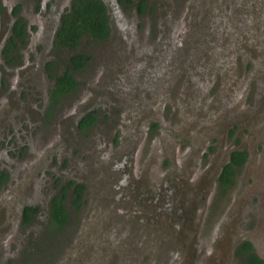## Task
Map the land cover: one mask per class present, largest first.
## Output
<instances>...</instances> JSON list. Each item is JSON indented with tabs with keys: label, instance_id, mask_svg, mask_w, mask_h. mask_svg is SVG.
I'll return each instance as SVG.
<instances>
[{
	"label": "flooded vegetation",
	"instance_id": "flooded-vegetation-1",
	"mask_svg": "<svg viewBox=\"0 0 264 264\" xmlns=\"http://www.w3.org/2000/svg\"><path fill=\"white\" fill-rule=\"evenodd\" d=\"M25 1L31 2L34 15H24L25 2L18 8L5 0L0 2V55L16 62V70L25 71L24 79H32L58 64L63 66L48 92L45 118H57L61 102L80 85L76 74L85 72L93 63L91 53L79 51L90 57L83 69L74 72L77 87L60 97L53 95L57 75L67 69L73 51L84 37L107 45L103 70H110L113 75L121 69L138 72L145 67L143 60H130L132 55L142 58L144 55L143 50L135 48L130 36V29L136 31L137 21L119 18L113 26L115 12L110 10L108 0L103 1L109 16V34L101 40L81 37L75 49L59 43L57 37L63 14L71 10L74 0ZM109 1L116 4L115 8L135 7L136 13L144 12L150 17L146 26L143 21L146 34L135 38L143 45L150 41L153 48H168L169 42L176 38L179 41L180 36L181 48L173 58L162 61L166 57L163 54L149 65L151 69H156L161 62L164 67L168 63L173 66V70L154 79L158 85L167 80L168 91L164 96L153 94L144 98L148 99L145 108L130 111L129 95L136 93L133 90L138 86L148 84L142 79L131 78L132 84L116 86L118 76V80L109 83L108 90L120 88L125 94L107 98L109 107L104 110L108 115L105 111L100 114L93 110L86 102L70 109L77 132L91 130L101 117L113 124L103 130L101 139L86 157L71 159L63 149L55 150L48 155V164L40 167L38 159L46 151H33L29 167L14 183L10 182L9 175L0 172V189L3 191L6 187L3 198L0 197V210L7 208L5 217L0 218L2 228L9 223V213L14 207L20 208L22 215L18 214V218L28 223L45 213L43 227L48 239L54 235L55 241L59 233L70 228L71 235L61 240L65 244L63 253L57 258L51 252L47 264H245L243 247L247 241L264 260V247L259 244L258 237L250 235L259 222L258 203L254 199L258 197L253 195L256 190L249 191V187L239 181L241 172L242 176L252 175L254 166L259 162L264 164V0H188L186 16L175 0ZM152 4L156 8L154 15L150 14ZM174 8L182 11L181 15L175 16ZM241 23L245 27L252 25L248 31L255 36L249 56L251 64L247 69L241 57L235 54L231 61L222 58L233 40L228 38L230 29L244 30ZM126 27H129L127 39L122 40L123 46H116V31ZM138 27H143L142 23ZM246 31L245 28L243 34ZM151 33L154 40L148 39ZM163 33L167 34L165 38ZM214 35L221 36L212 38ZM204 41L206 44L201 45ZM117 47L124 49L122 55L117 54ZM188 50L189 56H185ZM61 56L65 57L63 61ZM121 77L127 80L126 76ZM109 81L111 78H93L90 80L91 93L107 90ZM241 83L249 106L239 102L236 108L235 87ZM229 91L230 99L234 97L233 107L229 109L221 104V109L217 108ZM123 97L125 100L117 99ZM92 99L97 102L103 96L97 93ZM153 99L161 101L160 109L165 107L164 117L132 130L129 126L157 111V104L150 105ZM208 111L212 113L208 119L199 113ZM87 114L93 121L83 126L81 120ZM132 114L135 119L131 118ZM67 122H60V129ZM114 122L119 125V132ZM112 144L115 145L113 149ZM103 148L107 151L103 152ZM228 166L234 174L232 181L225 182ZM48 172L52 186H45ZM35 175L39 181L31 185ZM51 188L59 191L48 200L43 198L44 204L38 207L27 204L30 200L26 194L40 197ZM232 190L235 193L228 205ZM55 197L64 204L68 217L58 227L52 223ZM248 198L251 202H247L243 211L241 203ZM211 223L210 234L203 237ZM2 244L0 240V246ZM24 261L20 259L18 263L25 264Z\"/></svg>",
	"mask_w": 264,
	"mask_h": 264
},
{
	"label": "rangeland",
	"instance_id": "rangeland-1",
	"mask_svg": "<svg viewBox=\"0 0 264 264\" xmlns=\"http://www.w3.org/2000/svg\"><path fill=\"white\" fill-rule=\"evenodd\" d=\"M2 1L3 0H0V2ZM5 1L7 4H14V6L17 8L19 6H23L25 2L26 5L24 6V15H34L35 13V11L32 10L30 7L31 2L29 3L25 0ZM175 1L178 5L180 3V8H183L184 15L186 16L188 13V0ZM108 3L110 4V10L112 12H115L113 26H115L116 22L120 19L124 20L133 18V21H137L136 31L131 32L130 29V36L132 37L133 42L136 44L135 48L137 50H143L144 55L143 58L134 57L132 55L130 57V60H143L144 64L146 63V65L142 70L140 69L138 72L135 70L121 69L116 72V75H113L110 70H103L102 62L108 52L107 45L92 42L87 37H84L81 40L79 46L73 52L87 51L91 53L93 56V63L85 72H78L76 74L77 77H79L80 85L74 92H70L68 96H66L61 102V104L59 105L61 111H59V113L56 115L57 118L55 119H47L44 117L46 113L45 104H47V95L49 90L51 89V86L54 83L55 75L56 73L62 71L63 66L58 64L52 70L46 69L42 72H39L32 79H24L22 75L25 73V71L16 70V62H10L6 56L0 55V172H4L6 173V175H9L10 182L13 181L14 183L16 179L20 178L21 173H24L23 171H25L29 167L28 163L29 159L32 157L33 151H46L43 157H39L38 159V162L41 164L40 167H44L48 164L50 158V156L48 155H51L53 152H55V150L59 151L60 149H63L64 153L66 152V154L71 159H77L81 156H88L90 154L91 149L101 139L103 130L109 128V126H112L113 123L109 124L108 121H106L107 118L101 117L99 123L95 124L93 128H91V130L87 131L86 133L77 132L74 130V120L72 118V115L69 113V110L76 108L75 106H78L82 102H86L90 105L93 110L99 111L100 114L101 111H105L108 115V112L104 110L109 107L107 105V98L110 95L118 94L121 97L125 94L124 89L122 90L120 88L108 90L109 83H111L113 80H118V76L119 81L117 82L116 86H128L129 84H132L130 82L131 78L142 79L146 84H148L145 87L138 86L137 90H133L136 91V93L129 95V97H131V105L129 108L130 111H135L137 109H140L141 107L145 108L144 105H147L145 103H148V99L144 100V98L151 97L153 94H155L157 97L164 96L167 93L169 88L167 80L160 83L161 85H158L154 79L160 74H164L170 70H173V66L168 63L164 67L161 62V64L156 69H151L149 65H151V63L153 64L154 61H158L160 59V56H162L163 54L166 57L162 58V61H167V59L173 58L174 54L178 52L181 48L180 45L182 43L179 42L180 36L179 41L178 38H176V40H171V42H169L170 48H165V46H163L162 48H153L152 42L150 41H145V44L143 45L140 43L142 41L135 40V38L137 36L141 38L142 35L146 34L144 23L146 26L147 22L150 20V17L147 18L144 12L140 14L136 13L135 7L127 6L115 8L116 4L110 2L109 0ZM151 7L152 10L150 14L154 15L156 8L153 4L151 5ZM173 10L174 14H176L175 16L181 15L182 11L176 8H174ZM181 17H183V15ZM139 23H142L143 27L139 28ZM242 25L244 26V30L246 28V33L243 34L244 30H241L240 28H236L235 30L230 29L228 38L233 39L232 43L228 45V51L226 54L222 52L220 53L224 54L222 58L225 57L229 61L232 60L231 56L234 54L237 58L241 57L242 61L246 64L244 68L247 69V66L249 67V65L251 64L249 56H251V48H253V45H251V43H253V39L255 38V36L250 35L248 31L249 29L253 28L252 25L251 27L250 25L245 27L246 25L244 23ZM181 27L183 26H180V28ZM128 30L129 27H126L123 30L120 29L119 31H116L114 38V43L116 46H123L122 40L127 39L128 36L126 35ZM163 35L164 38L167 36V34L164 33ZM216 36L221 35H214L211 37L215 38ZM154 38L155 36H153L152 33L148 34L149 40H154ZM161 41L163 40L161 39ZM205 44L206 43L204 41V43H202L201 45ZM116 51L118 55H122V53H124V49L121 47H117ZM188 52L190 53V50H188L187 53H185L184 55L189 56ZM124 57L126 58V55ZM215 57L217 60L221 59L220 57ZM64 58V56H61L60 59L63 61ZM61 60L58 59V61ZM228 63L230 64V62ZM133 68L137 69L135 67ZM202 69L205 68L203 67ZM121 76H126L127 80L124 81ZM95 77L99 80H107L111 78V81L107 82V90L100 89L96 93H91L92 87L90 80ZM101 86L104 87L105 84H101ZM191 87L193 88V85H191ZM97 93L102 95L103 99L95 102L93 101L92 97ZM234 95H236V97L238 98L237 105H234V97L230 99L229 96H231V91H229L228 95L224 96V100L220 101V104L217 108L221 109L222 105L229 109L232 108L233 105L236 108H239V102H241L243 106H249L247 105V97L243 89L242 83L235 87ZM117 99L125 100L124 97ZM202 100L205 101L206 99ZM167 103L168 102H166V104ZM152 104L158 105V107L156 108L157 111L152 112V114H150L148 117L144 119H139L137 122L129 126L132 128V130L138 127L144 128L150 120H161V118L164 117L165 107L164 109H160L161 101L153 99L150 105ZM102 106L103 108L101 109ZM199 113L207 119L208 115L212 114L209 111L207 113ZM199 116H196V118L198 119ZM131 118L135 119L136 117H134L132 114ZM66 120H68L66 126L60 129V122H66ZM115 121H117V119H115ZM202 121L203 123H207V121ZM167 124L169 126H172L171 124L173 123ZM114 126H117V132H119V125L114 122ZM113 148H115L114 144H112V149ZM138 148L136 150H138ZM29 151H31V155L29 154ZM106 151L107 149L103 148V152ZM85 157L83 159H85ZM80 160L82 159H79V161ZM242 175L243 172H241L240 174L241 177L239 181L242 180V185L246 184L245 186L249 187V191L256 190L253 195H256L258 197H254V199L258 203L256 205L259 221L258 228L253 231V234L251 231L250 235L258 237L259 244L261 245V247H264L263 162H259L258 166H254V169L252 170V175ZM46 177L47 183L45 186H52L53 184L50 183L48 179L49 172L46 174ZM37 178L38 175H35L31 185H33L35 181H39ZM4 190H6V187ZM4 190L2 191L0 189L1 198H3ZM234 190H232L229 199L226 202L228 203V205L230 204L233 198V195L235 193ZM58 191L59 190L56 188H51L42 193L40 197H37L35 194L34 197L26 194L27 199L30 200L27 201V204L38 207V205L45 203L44 199L48 200V198L53 193H56ZM247 202H251L249 198L241 203V208L243 211H245L248 206ZM18 204L20 205L19 202ZM6 209V207L1 208L0 218L2 215L5 217ZM11 211L13 212L9 213L10 221L6 227L2 228L3 220L0 219V240L3 243L0 246V264H19L18 260L20 259H24L25 264H47L46 259L51 252L53 257H60V254L63 253L65 249V244H62L61 240L65 241L66 237L71 235L72 231L70 230V228L63 230L62 233H59V236L54 241V235L51 236L50 239H48V234L45 232L43 227V223L46 222L45 213L42 212L40 217H37L33 222L28 223L27 221H23L21 217L18 218V214H20V216L22 215L20 208L18 209V207H14ZM211 229L212 223L208 225L207 230L203 233V237L208 236L210 234ZM38 242H42L43 244L39 245ZM55 249H57L58 251H56Z\"/></svg>",
	"mask_w": 264,
	"mask_h": 264
},
{
	"label": "trees",
	"instance_id": "trees-1",
	"mask_svg": "<svg viewBox=\"0 0 264 264\" xmlns=\"http://www.w3.org/2000/svg\"><path fill=\"white\" fill-rule=\"evenodd\" d=\"M109 31V16L103 0H74L71 10L63 14L57 37L59 43L75 49L81 37L90 36L101 40L109 34ZM89 57L83 52L72 54L67 69L56 77V88L53 92L55 97L69 93L77 87L78 81L74 76V72L83 69ZM88 116L89 118H87ZM81 121H83V126H88L93 118L87 114ZM233 174L234 170L228 166L224 173V181H232ZM58 199V197H55L53 200L52 212V223L57 227L65 223L68 218L64 204ZM251 246V242L247 241L243 247L246 251L244 253L245 264H264V260L255 253Z\"/></svg>",
	"mask_w": 264,
	"mask_h": 264
}]
</instances>
